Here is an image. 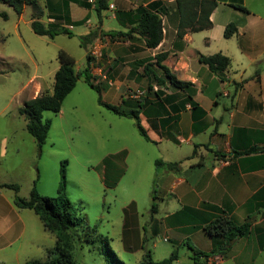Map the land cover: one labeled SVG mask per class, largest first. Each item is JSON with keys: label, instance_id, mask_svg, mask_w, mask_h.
Returning <instances> with one entry per match:
<instances>
[{"label": "crops", "instance_id": "obj_1", "mask_svg": "<svg viewBox=\"0 0 264 264\" xmlns=\"http://www.w3.org/2000/svg\"><path fill=\"white\" fill-rule=\"evenodd\" d=\"M152 2L157 5L151 11L162 19V39L155 47L136 28L137 10ZM216 2L210 28L182 33L176 0H107L100 13L94 5L65 0H45V7L51 8L47 20L73 24V33L91 34L81 65L63 48L75 58L77 72L87 66L90 45L99 37L105 41L100 64L107 79L99 83L101 98L125 112H138L157 155L152 186L160 189V199L178 203L158 217L160 206L154 202L152 232L172 231L175 238L202 232L211 241L206 249H211L212 238L203 229L209 218L226 216L242 224L255 214L248 235L241 238L246 241L234 254L238 257L249 238L256 243L254 252L264 245V0ZM229 23L237 30L226 37ZM216 53L230 58L227 69L216 71L200 59ZM59 66L49 73L55 75ZM90 74L94 78L91 63ZM45 75L36 68L18 91L28 90L27 99L52 92ZM172 77L187 85H175ZM137 91L141 94H133ZM120 117L136 125L135 118ZM122 152L128 156V144L121 146ZM168 162L178 164L169 167ZM14 196L13 189L0 187V264L44 260L56 237L33 210L19 208Z\"/></svg>", "mask_w": 264, "mask_h": 264}, {"label": "rangeland", "instance_id": "obj_2", "mask_svg": "<svg viewBox=\"0 0 264 264\" xmlns=\"http://www.w3.org/2000/svg\"><path fill=\"white\" fill-rule=\"evenodd\" d=\"M39 3L44 9L40 20L52 23L47 20L51 8L45 7V0ZM32 14L29 5L19 14L7 0H0V180L17 183L18 194L23 197L29 196L34 182L42 195L57 197L64 161L65 192L80 218L74 229L76 264H111L104 248L113 250L125 264L144 262L148 253L160 261L174 250L178 258L172 264H264V245L254 252L253 238L247 240L244 254L234 257L246 240L237 238L229 249L213 254L210 247L206 249L211 241L202 232L181 234L179 238L172 231L152 232V203L160 206L158 217H163L175 210L177 200L160 199V189L152 186L157 156L152 144L132 119L99 104V92L86 82L83 73L59 111H43V118L52 124L38 155L26 117L19 111L30 93L18 90L36 68L46 74L52 87L54 74L49 72L59 65L58 51L68 49L81 65L86 61V48L80 44L84 36L80 32L72 36L59 33L53 38L35 33ZM123 144L130 148L128 156H114ZM188 242L209 256L197 258Z\"/></svg>", "mask_w": 264, "mask_h": 264}, {"label": "trees", "instance_id": "obj_3", "mask_svg": "<svg viewBox=\"0 0 264 264\" xmlns=\"http://www.w3.org/2000/svg\"><path fill=\"white\" fill-rule=\"evenodd\" d=\"M8 3L21 14L25 6L29 5L33 8L31 26L35 33L39 35H48L53 38L59 33H65L69 36L73 32L60 26L56 22L44 23L40 20L43 16V8L39 0H7ZM65 2H74L82 7L90 8L93 4L89 0H65ZM216 0H176V6L180 13V32L186 30L199 31L212 26L210 14L216 6ZM157 2H152L149 7H142L137 10L138 24L137 30L145 37L146 44L149 47H155L162 39V19L159 14L151 11ZM107 6V0H95L94 8L98 13ZM238 8L246 10V7L241 4L235 5ZM6 17V13H2ZM56 20V19H55ZM237 27L234 23H229L225 28V36L229 37L234 34ZM91 35V34H89ZM89 35L81 37L80 44L87 48L86 38ZM200 59L209 64L216 71L227 69L230 64V58L221 53L205 56L201 55ZM59 68L54 75V84L52 92L43 91L34 98L25 100L19 111L26 117L27 131L35 139L39 153L42 151L43 144L46 141L52 121L48 118H43V111L61 109L64 98L75 87L76 82L81 75L75 70V58L65 49L58 51ZM86 82L99 92L98 102L120 116L133 117L136 120L137 128L143 137L149 139L146 130L142 127L138 120V112H125L118 106L104 102L101 98V86L94 82L93 76L90 74V57L87 53V66L83 71ZM172 81L177 86H186L187 83L179 81L172 77ZM114 156H125V152L114 154ZM109 158V157H106ZM169 167H175L178 163L168 162ZM62 179L58 187V196L50 197L42 195L36 188V183L30 191L28 197H23L18 194L19 185L17 183H0V187L12 188L15 191L14 202L19 208H28L33 210L42 221L43 225L51 231L55 237V245L48 249V256L44 260L34 259L26 264H76L75 247L76 238L75 231L80 224V218L77 215V210L70 198L65 192L66 176L64 161L61 166ZM155 198V196H154ZM133 206V205H132ZM156 204L153 202L151 211H155ZM199 212V211H198ZM197 211L193 213L198 215ZM250 220L247 219L242 224L235 223L232 219L226 216H217L209 218L203 226L205 232L212 238V248L210 253H221L225 249H229L231 244L237 238L246 237L250 231ZM188 247L194 252L197 258L201 256L208 257L209 253L198 248L196 245L187 243ZM103 252L107 259L112 264H125L118 260L113 250L104 248ZM178 258V251L174 250L172 254L163 260L155 261L150 253L144 262L139 264H172Z\"/></svg>", "mask_w": 264, "mask_h": 264}, {"label": "built area", "instance_id": "obj_4", "mask_svg": "<svg viewBox=\"0 0 264 264\" xmlns=\"http://www.w3.org/2000/svg\"><path fill=\"white\" fill-rule=\"evenodd\" d=\"M93 5L95 4V0H89ZM68 29L72 30L74 29L73 24H69L66 26ZM105 48V41L102 37L97 38L89 47L88 54L90 57V63L93 65L95 69V76H94V82L100 83L101 79H107L106 73L103 71L101 67V58L104 53ZM135 95L141 94V91H137V93H133Z\"/></svg>", "mask_w": 264, "mask_h": 264}]
</instances>
